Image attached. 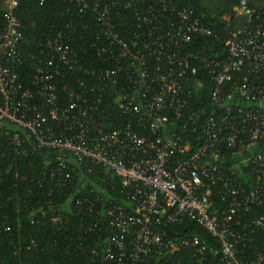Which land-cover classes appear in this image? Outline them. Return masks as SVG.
Wrapping results in <instances>:
<instances>
[{
    "label": "built area",
    "instance_id": "1",
    "mask_svg": "<svg viewBox=\"0 0 264 264\" xmlns=\"http://www.w3.org/2000/svg\"><path fill=\"white\" fill-rule=\"evenodd\" d=\"M19 3L0 12V156L44 164L37 185L68 198L53 228L82 232L88 264H264V7L240 0L218 49L176 0H77L89 46L70 26L26 39Z\"/></svg>",
    "mask_w": 264,
    "mask_h": 264
},
{
    "label": "trees",
    "instance_id": "2",
    "mask_svg": "<svg viewBox=\"0 0 264 264\" xmlns=\"http://www.w3.org/2000/svg\"><path fill=\"white\" fill-rule=\"evenodd\" d=\"M239 2L240 0H176L179 7L193 9L214 33L221 36V41L213 44L218 49L224 47L228 32L245 24V19H236L234 16V9L239 6ZM248 2L253 8L264 7V0ZM4 4L5 0H0V12ZM138 9L137 5H132L121 12L119 25L122 30L134 29ZM225 15L227 22L223 20ZM15 17L21 25V33L31 41L43 40L54 35L57 30L70 26L73 29L69 31L76 29L83 32L79 38L89 46L96 31L95 25L79 14L77 0H20ZM30 50L33 51L34 48L31 47ZM87 64L91 68L99 64V61L89 55ZM22 71L23 79L27 81L31 77L30 69L26 66ZM211 85L209 83V89ZM11 163L10 157L0 156V264H88V257L76 250L82 232L75 225L61 231L53 228L50 211L52 208L55 212L64 210L68 198L48 197L47 183L44 182L43 188L37 185L36 178L44 164L18 160L8 173ZM101 176L108 178L105 173L89 177L103 186L107 180H101ZM23 178L28 180L24 181ZM176 231L182 234L185 229L178 227ZM188 231L197 232L205 238L208 245L216 246L202 230L190 227ZM257 244L264 248L263 234L257 237ZM184 256L176 253L171 259L157 264H186L183 262ZM212 264L218 262L215 260Z\"/></svg>",
    "mask_w": 264,
    "mask_h": 264
},
{
    "label": "rangeland",
    "instance_id": "3",
    "mask_svg": "<svg viewBox=\"0 0 264 264\" xmlns=\"http://www.w3.org/2000/svg\"><path fill=\"white\" fill-rule=\"evenodd\" d=\"M96 189H98L97 187H95Z\"/></svg>",
    "mask_w": 264,
    "mask_h": 264
}]
</instances>
